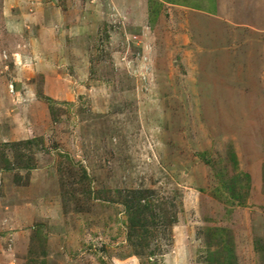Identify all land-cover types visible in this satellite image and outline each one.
Wrapping results in <instances>:
<instances>
[{
	"label": "rangeland",
	"instance_id": "rangeland-1",
	"mask_svg": "<svg viewBox=\"0 0 264 264\" xmlns=\"http://www.w3.org/2000/svg\"><path fill=\"white\" fill-rule=\"evenodd\" d=\"M0 264H264V0H0Z\"/></svg>",
	"mask_w": 264,
	"mask_h": 264
}]
</instances>
